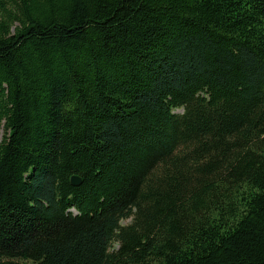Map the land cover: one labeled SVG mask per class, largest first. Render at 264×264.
Wrapping results in <instances>:
<instances>
[{
    "label": "trees",
    "instance_id": "trees-1",
    "mask_svg": "<svg viewBox=\"0 0 264 264\" xmlns=\"http://www.w3.org/2000/svg\"><path fill=\"white\" fill-rule=\"evenodd\" d=\"M0 127V264H264V0H0Z\"/></svg>",
    "mask_w": 264,
    "mask_h": 264
},
{
    "label": "water",
    "instance_id": "water-1",
    "mask_svg": "<svg viewBox=\"0 0 264 264\" xmlns=\"http://www.w3.org/2000/svg\"><path fill=\"white\" fill-rule=\"evenodd\" d=\"M72 185L79 186L82 183V179L79 176H72L71 178Z\"/></svg>",
    "mask_w": 264,
    "mask_h": 264
},
{
    "label": "rangeland",
    "instance_id": "rangeland-1",
    "mask_svg": "<svg viewBox=\"0 0 264 264\" xmlns=\"http://www.w3.org/2000/svg\"><path fill=\"white\" fill-rule=\"evenodd\" d=\"M5 134V129L3 127H0V138H3ZM131 222V219L125 220L123 224H128Z\"/></svg>",
    "mask_w": 264,
    "mask_h": 264
}]
</instances>
